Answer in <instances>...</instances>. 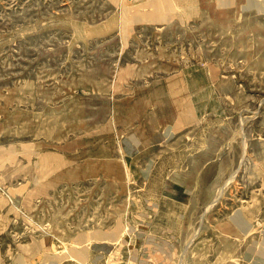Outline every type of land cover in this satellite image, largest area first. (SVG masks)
I'll list each match as a JSON object with an SVG mask.
<instances>
[{
    "label": "rangeland",
    "instance_id": "374dc122",
    "mask_svg": "<svg viewBox=\"0 0 264 264\" xmlns=\"http://www.w3.org/2000/svg\"><path fill=\"white\" fill-rule=\"evenodd\" d=\"M0 264H264V0H0Z\"/></svg>",
    "mask_w": 264,
    "mask_h": 264
},
{
    "label": "crops",
    "instance_id": "0c3cea01",
    "mask_svg": "<svg viewBox=\"0 0 264 264\" xmlns=\"http://www.w3.org/2000/svg\"><path fill=\"white\" fill-rule=\"evenodd\" d=\"M46 159V158H45ZM52 159V158H51ZM50 159V160H51ZM37 167V166H36ZM43 168H44V170H41V173L40 174H42V172L43 173H46V174H49V173H51L52 171V165H51V161L49 162V165H46V166H42ZM34 172L36 173V170H34Z\"/></svg>",
    "mask_w": 264,
    "mask_h": 264
}]
</instances>
